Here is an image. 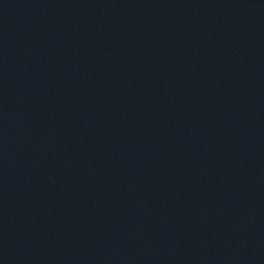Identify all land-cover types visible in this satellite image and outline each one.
Returning a JSON list of instances; mask_svg holds the SVG:
<instances>
[{"label":"water","instance_id":"water-1","mask_svg":"<svg viewBox=\"0 0 264 264\" xmlns=\"http://www.w3.org/2000/svg\"><path fill=\"white\" fill-rule=\"evenodd\" d=\"M0 264H264V0H0Z\"/></svg>","mask_w":264,"mask_h":264}]
</instances>
